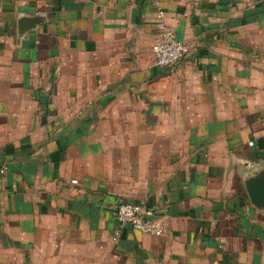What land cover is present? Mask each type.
<instances>
[{
	"label": "crops",
	"instance_id": "0c3cea01",
	"mask_svg": "<svg viewBox=\"0 0 264 264\" xmlns=\"http://www.w3.org/2000/svg\"><path fill=\"white\" fill-rule=\"evenodd\" d=\"M258 173L264 0H0V264H264Z\"/></svg>",
	"mask_w": 264,
	"mask_h": 264
},
{
	"label": "built area",
	"instance_id": "2783aa9c",
	"mask_svg": "<svg viewBox=\"0 0 264 264\" xmlns=\"http://www.w3.org/2000/svg\"><path fill=\"white\" fill-rule=\"evenodd\" d=\"M165 12L158 8L159 37L153 45L155 64L160 68H174L186 55L189 46L165 22ZM115 218L120 230L129 227L135 231L161 236L163 223L145 202H121L115 207Z\"/></svg>",
	"mask_w": 264,
	"mask_h": 264
},
{
	"label": "water",
	"instance_id": "95a60500",
	"mask_svg": "<svg viewBox=\"0 0 264 264\" xmlns=\"http://www.w3.org/2000/svg\"><path fill=\"white\" fill-rule=\"evenodd\" d=\"M247 190L252 203L264 207V173H258L247 181Z\"/></svg>",
	"mask_w": 264,
	"mask_h": 264
},
{
	"label": "rangeland",
	"instance_id": "374dc122",
	"mask_svg": "<svg viewBox=\"0 0 264 264\" xmlns=\"http://www.w3.org/2000/svg\"><path fill=\"white\" fill-rule=\"evenodd\" d=\"M182 60H183V59H182ZM182 60H181V61H182ZM181 61H180V62H181ZM180 62H179V63H180ZM177 65H178V64H177ZM5 168H6V167H4L3 169L5 170Z\"/></svg>",
	"mask_w": 264,
	"mask_h": 264
}]
</instances>
